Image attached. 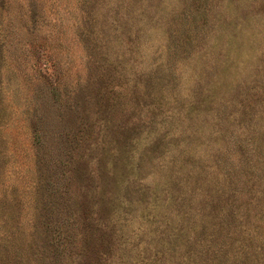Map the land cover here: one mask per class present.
<instances>
[{
    "label": "rangeland",
    "instance_id": "rangeland-1",
    "mask_svg": "<svg viewBox=\"0 0 264 264\" xmlns=\"http://www.w3.org/2000/svg\"><path fill=\"white\" fill-rule=\"evenodd\" d=\"M0 264H264V0H0Z\"/></svg>",
    "mask_w": 264,
    "mask_h": 264
}]
</instances>
